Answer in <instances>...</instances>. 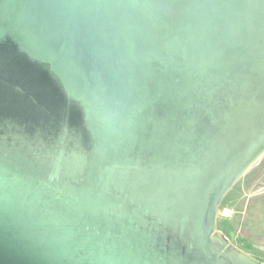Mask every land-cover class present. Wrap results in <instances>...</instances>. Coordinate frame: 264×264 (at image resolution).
Instances as JSON below:
<instances>
[{"label": "water", "instance_id": "obj_1", "mask_svg": "<svg viewBox=\"0 0 264 264\" xmlns=\"http://www.w3.org/2000/svg\"><path fill=\"white\" fill-rule=\"evenodd\" d=\"M263 155L264 0H0V264H264Z\"/></svg>", "mask_w": 264, "mask_h": 264}, {"label": "rangeland", "instance_id": "obj_2", "mask_svg": "<svg viewBox=\"0 0 264 264\" xmlns=\"http://www.w3.org/2000/svg\"><path fill=\"white\" fill-rule=\"evenodd\" d=\"M217 229L234 246L264 262V155L221 202Z\"/></svg>", "mask_w": 264, "mask_h": 264}]
</instances>
